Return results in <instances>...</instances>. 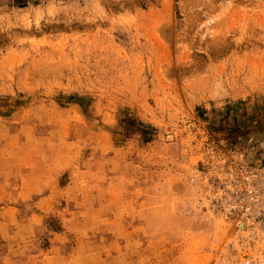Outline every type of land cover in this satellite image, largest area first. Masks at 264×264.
Listing matches in <instances>:
<instances>
[{"label":"rangeland","instance_id":"374dc122","mask_svg":"<svg viewBox=\"0 0 264 264\" xmlns=\"http://www.w3.org/2000/svg\"><path fill=\"white\" fill-rule=\"evenodd\" d=\"M219 151L264 165V0H0V264H240Z\"/></svg>","mask_w":264,"mask_h":264},{"label":"built area","instance_id":"2783aa9c","mask_svg":"<svg viewBox=\"0 0 264 264\" xmlns=\"http://www.w3.org/2000/svg\"><path fill=\"white\" fill-rule=\"evenodd\" d=\"M207 185V205L242 243L240 264H264V165L251 164L240 152H214V175Z\"/></svg>","mask_w":264,"mask_h":264},{"label":"bare ground","instance_id":"6f19581e","mask_svg":"<svg viewBox=\"0 0 264 264\" xmlns=\"http://www.w3.org/2000/svg\"><path fill=\"white\" fill-rule=\"evenodd\" d=\"M222 47H223V46H222ZM222 47H221V48H222ZM224 48H225V47H224ZM227 49H228V48H227ZM222 50H223V49H222ZM223 52H224V51H223Z\"/></svg>","mask_w":264,"mask_h":264}]
</instances>
